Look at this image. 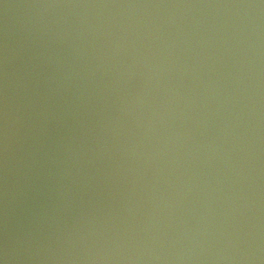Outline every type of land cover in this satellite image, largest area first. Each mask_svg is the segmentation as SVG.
I'll return each mask as SVG.
<instances>
[{"label": "water", "instance_id": "obj_1", "mask_svg": "<svg viewBox=\"0 0 264 264\" xmlns=\"http://www.w3.org/2000/svg\"><path fill=\"white\" fill-rule=\"evenodd\" d=\"M3 264H264V0H0Z\"/></svg>", "mask_w": 264, "mask_h": 264}, {"label": "clouds", "instance_id": "obj_2", "mask_svg": "<svg viewBox=\"0 0 264 264\" xmlns=\"http://www.w3.org/2000/svg\"><path fill=\"white\" fill-rule=\"evenodd\" d=\"M0 264H3V261H0Z\"/></svg>", "mask_w": 264, "mask_h": 264}]
</instances>
